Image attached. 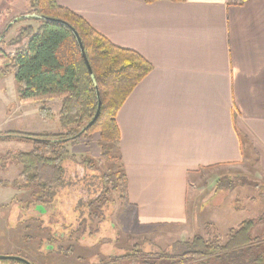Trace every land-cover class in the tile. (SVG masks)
I'll return each instance as SVG.
<instances>
[{
    "label": "crops",
    "instance_id": "crops-1",
    "mask_svg": "<svg viewBox=\"0 0 264 264\" xmlns=\"http://www.w3.org/2000/svg\"><path fill=\"white\" fill-rule=\"evenodd\" d=\"M56 1L114 44L138 51L153 65L118 111L117 165L111 161L126 176V213L118 219L125 223L124 231L135 234L136 244L164 250L196 235L224 242L242 221L261 215L259 205L245 219L215 214L214 227L224 231L215 235L209 217L200 209L194 212L191 191L198 177L224 170L244 172L264 186V0ZM60 108V104L57 111L51 108L52 119L59 121ZM93 140L99 142L100 133H94ZM77 149L73 152L79 155ZM252 198L264 201V192ZM221 200L234 204L232 199ZM60 204L55 203L61 209ZM26 206L27 215L18 217L16 210L13 226L9 216L0 214V231L13 232L22 220L32 219L28 229L34 243L25 245L27 251L35 257L61 259L66 241H60L61 236L54 239L56 233L50 240L47 212L38 211L44 205ZM235 206L243 211L242 202ZM92 221L93 215L81 218L83 234L80 240L75 235L74 245L69 242L67 247L83 251L80 260L92 256L88 264H110L94 260L105 242L101 237L100 243L95 242L99 231L89 228ZM72 231L79 232L78 225ZM263 233L264 223H258L252 234ZM22 237L19 233L11 239L18 245L16 239ZM1 253L14 254L11 248ZM32 256L25 255L34 262Z\"/></svg>",
    "mask_w": 264,
    "mask_h": 264
},
{
    "label": "trees",
    "instance_id": "trees-1",
    "mask_svg": "<svg viewBox=\"0 0 264 264\" xmlns=\"http://www.w3.org/2000/svg\"><path fill=\"white\" fill-rule=\"evenodd\" d=\"M28 1L30 11L18 17L17 22L31 18L38 25L19 27L18 34L6 44L15 48L13 52L7 53L0 40V78L13 72L22 88L20 99L41 103L39 111L43 118H54L55 113L47 103L61 100L58 116L63 131L0 137L23 136L31 143L29 150L7 152L0 157V164L11 161L20 166L17 179L0 178V185L31 189L32 197L37 199L29 203L53 207L56 191L62 193L70 184L66 164L88 162L72 153L67 143H78L98 132L100 145L110 155L120 140L118 111L153 70V65L138 51L114 44L84 17L56 0ZM110 159L116 160L111 155ZM100 178L105 188L109 184L120 187L123 198L126 196L127 181L120 165ZM79 222L78 231L83 225L81 220ZM258 223H264V212L242 221L224 242L196 235L191 240L178 241L168 249L153 252L156 256L153 261L142 259L147 256L141 254L139 245L120 257H128V264L141 260L143 264H164V261L169 264H264V236L252 234Z\"/></svg>",
    "mask_w": 264,
    "mask_h": 264
},
{
    "label": "rangeland",
    "instance_id": "rangeland-1",
    "mask_svg": "<svg viewBox=\"0 0 264 264\" xmlns=\"http://www.w3.org/2000/svg\"><path fill=\"white\" fill-rule=\"evenodd\" d=\"M28 2V0H0V40L1 46L7 53L14 51L15 48L7 47L6 44L12 37L18 34V29L21 25H38L37 22L31 18L17 22L18 17L30 11ZM21 90L22 88L17 82L13 72L0 78V137L12 134L25 135L28 133L62 132L63 129L57 118L42 117L39 111L41 103L36 101L25 102L20 99ZM57 104H60L61 107V101L59 100L49 101L47 105L55 110ZM93 136L94 134L90 137L83 138V141L80 140L78 143H67L72 153H74L73 150L75 148H82L83 150L77 149L78 153H80L77 156L82 157L80 158L81 161H88L84 162L86 167H83L85 166L83 163L70 162L66 164L68 181H70V184L62 190V193L56 191L55 201L58 200V202L60 201L61 204L64 203L67 206H62L60 204L61 209L58 208L59 205L55 206V204L53 207H38V211L40 210L44 214L47 212L45 219L48 218L46 223L48 225L47 232L50 233L48 234L50 240H53L54 234L56 233L54 239H56L57 236H61L62 239H60V241H66L64 250L62 251V258L55 259L52 256L47 257L46 254H39V257H35L27 251L28 247L25 245L34 243V237H29L31 231L28 229L30 228L29 225L32 224V219L26 221L22 220V222L19 223L20 230L17 229L10 233L5 229L0 231V254H2V251L11 248L14 252L13 255L34 257L35 260L34 262L32 261L33 264H80L79 262L88 264L92 260V256L82 257L84 260H80L78 255L83 253V251L78 250L77 247H75V249L72 248V251H70L67 246L69 242L74 245L75 235H78V240H80L79 236L83 234V228L77 233H74L72 230L77 225L79 226V221L82 217L89 214L94 216V221H92L91 227L89 226V228L97 232L99 231L95 242L100 243V241L97 240L99 237L105 242L104 245L99 247L100 253L94 255V260L98 261L97 259L99 258L104 262H110V264H128L130 262L128 260L130 259H128V257L121 259L120 256L131 249H137L139 246L143 251L141 254L147 256L142 257V259H149L150 261L156 259V256H153L152 253L160 251L159 248L145 242L136 244V242L139 241H135V234L130 231H124L125 223L118 219L119 215L121 216V212L126 213L123 208L124 198L123 192L121 191L122 189L120 187L114 188L112 184H109L108 187L105 188L100 182L102 174L111 171V167L115 170L118 169V166L115 168V165L113 164V166L111 163V161H114L116 164L118 160L116 147H114L110 154L111 156L113 155L116 160L110 159V155L106 153L100 145V140L99 142L93 140ZM22 137L18 136L0 139V157L7 152L29 150L31 148V143ZM96 152H98V155ZM91 163L92 166L88 167ZM19 172L20 166L15 162L4 161V163L0 164L1 179L13 181L17 179ZM193 186L196 187L191 191L194 198L191 200L193 207H195L194 212L198 213V209H200V213L203 216L207 215V217H209V224L213 227L215 225L212 221L214 220L215 214L222 218H227L228 214L242 215L241 218L245 219L251 216L255 206L259 205L258 210H264V201L259 200L258 203V201L252 198L254 195L258 196L263 194L264 186L259 184V181H256L254 176H250L244 172L237 171L231 173L224 170L214 174L202 175L201 178L198 177V180L193 182ZM251 190L254 193L253 195L251 194ZM224 198H228L229 201L231 199L233 200L234 204L231 205L233 208H231L228 202L227 205L223 203L225 201L221 199ZM29 199H37L34 196L32 197L31 189H18L8 184L0 185V214L4 215L5 219L9 216V224L13 226V217L17 209L18 217L27 215L26 205ZM217 200H219L220 204L216 203ZM24 201H27L25 202L26 205L23 204ZM200 202L202 203L200 204ZM241 202L244 206L243 211H240L235 206V204L237 205ZM86 205H89V207L86 208ZM59 212L63 214L60 215ZM57 213L59 215H57ZM62 215L63 217H61ZM99 219H101V221H99ZM41 223L43 224V221H41ZM86 223L85 221V224ZM99 224L101 225L99 226ZM22 229L23 231H21ZM214 230L215 235L218 236H221L224 232L221 233L215 227ZM19 233L23 237L20 240L19 238L16 239V241L19 242L18 245H16L12 242L11 238L17 237ZM261 235L264 236V233ZM117 238H119L118 243L116 241ZM214 239L216 238L209 240ZM96 246H98V244H96ZM93 250L95 253L97 248ZM262 250L264 252V246ZM132 259L134 258L132 257ZM196 261L199 262L200 260ZM143 263L144 262L141 260L140 263L137 261L136 264ZM163 263L169 264V261H164ZM0 264L22 263L12 260H0ZM183 264L190 263L187 262Z\"/></svg>",
    "mask_w": 264,
    "mask_h": 264
},
{
    "label": "water",
    "instance_id": "water-1",
    "mask_svg": "<svg viewBox=\"0 0 264 264\" xmlns=\"http://www.w3.org/2000/svg\"><path fill=\"white\" fill-rule=\"evenodd\" d=\"M80 39V38H79ZM0 260H12L22 264H33V262L25 257L13 254H0Z\"/></svg>",
    "mask_w": 264,
    "mask_h": 264
},
{
    "label": "flooded vegetation",
    "instance_id": "flooded-vegetation-1",
    "mask_svg": "<svg viewBox=\"0 0 264 264\" xmlns=\"http://www.w3.org/2000/svg\"><path fill=\"white\" fill-rule=\"evenodd\" d=\"M57 201H58V200H57ZM57 201H56V202H57Z\"/></svg>",
    "mask_w": 264,
    "mask_h": 264
}]
</instances>
